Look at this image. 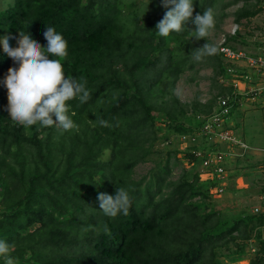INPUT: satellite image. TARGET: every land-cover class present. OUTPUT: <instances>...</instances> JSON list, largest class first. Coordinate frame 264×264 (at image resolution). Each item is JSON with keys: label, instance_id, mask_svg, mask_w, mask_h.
<instances>
[{"label": "trees", "instance_id": "1", "mask_svg": "<svg viewBox=\"0 0 264 264\" xmlns=\"http://www.w3.org/2000/svg\"><path fill=\"white\" fill-rule=\"evenodd\" d=\"M217 1L193 0V17L183 31L168 37L156 29L174 7H165L163 0H148L144 8L127 11L126 0H13L0 8V38L10 36L13 48L19 46L20 32L45 48L48 26L62 34L68 42V55L61 61L65 75L86 80L90 92L85 103L79 98L67 102V114L77 125L71 131L18 124L7 111L3 82L19 62L0 43V240L9 244L15 264H228L223 256L244 255L254 238L259 252L250 264H264V212L216 211L207 199L217 179L201 182L193 154L184 156L195 173L183 169L178 179H168L171 166L161 159L145 185V177L134 176L136 165L149 159L162 137L155 110L169 128L165 141L172 133L200 129L197 115L193 126L180 120L179 98H168L173 92L164 84L173 86L196 67L200 61L192 52L208 42L217 48L208 61L217 75L226 74L219 45L187 38L196 29L192 20L207 9L215 26L220 25L227 13L215 11ZM262 1L246 0L236 21L258 13ZM232 41L245 40L236 33L227 44L237 48ZM228 91L222 85L213 104L203 105L201 112H212L218 96ZM117 186L129 192L131 207L128 215L113 218L99 208L97 196L115 195ZM222 247L228 251L220 254ZM0 264H5L2 257Z\"/></svg>", "mask_w": 264, "mask_h": 264}, {"label": "rangeland", "instance_id": "2", "mask_svg": "<svg viewBox=\"0 0 264 264\" xmlns=\"http://www.w3.org/2000/svg\"><path fill=\"white\" fill-rule=\"evenodd\" d=\"M126 1L127 3H124L123 7L125 11L131 8L133 10L144 8V4L148 2V0ZM245 1L246 0H218L215 5V11L220 14L224 11L227 15L223 18L218 27L214 26L210 36L206 39L218 45L223 38H229V36L233 35L234 30L237 29V33H239L240 37L245 41H232L230 43L235 44L237 48L245 49L250 52L260 51L258 42H262L263 40L264 5H261V10L254 16L242 18L240 22H237L235 13L244 5ZM255 1L256 0H249L250 3H255ZM12 2L13 0H0V8H6L8 4ZM192 36V34L187 35V38ZM200 40L201 39L197 40L193 38L194 43L199 42V44H201ZM171 46L174 47L175 44L172 43ZM208 60V56H204L196 67L186 70L173 86L169 82L164 84V88H169L173 92V95L167 94L168 98L172 96L178 97L174 91L177 87L183 90V99L178 97L179 103L177 105V112H180V120H183L187 126L195 125L193 118L195 115L202 113L201 109L204 107L203 105H212V100L220 91V87L222 85L227 86L222 81V75H217L215 65ZM260 100L262 101L259 103L246 101L242 107L236 109L231 116L233 125L235 128L237 127V134L247 142L250 146L249 151L251 152L245 156L237 155L240 154L239 151L241 150L237 148L233 149L231 148L232 146L230 147L228 144H222V146L218 145L216 148L222 151L231 150L236 154L227 158V181L219 182V185L226 187L224 192L218 194L213 191L214 194H210V198L207 199L216 211L222 213H238L244 208H249V210L247 209L248 212H254L256 206L264 204V96H262ZM154 114L158 115L156 126L160 128L157 134L162 137H158V140L155 141L151 148L152 153L148 156L149 159L144 162H139L136 165L134 176L136 178L145 177V185L146 182L150 180L153 171L158 168L157 164L160 163L161 159H163L162 165L169 163L171 166V173L168 179H178L183 169L195 173L196 167L185 158L183 155L184 153L180 150L178 136L172 133L169 140H163L169 128L165 124L166 120H164L163 116L161 117L159 110H155ZM199 140H201V137ZM176 149H178L177 155L167 154L168 151L174 153ZM252 151L257 152L252 153ZM109 156L110 153L107 152L103 158L106 159L109 158ZM168 158L169 160H167ZM204 169L205 168L202 166H198L197 168L201 182L212 179V176ZM197 199L198 198L194 200ZM239 241L240 240H238V242ZM235 244L234 242H230L232 248L237 247ZM227 251V247H222L218 253L222 254ZM258 252L259 241L254 238L247 242L246 253L244 255H225L223 259L228 264H250V260L255 258Z\"/></svg>", "mask_w": 264, "mask_h": 264}, {"label": "clouds", "instance_id": "3", "mask_svg": "<svg viewBox=\"0 0 264 264\" xmlns=\"http://www.w3.org/2000/svg\"><path fill=\"white\" fill-rule=\"evenodd\" d=\"M163 4L165 7H174L157 23L158 35L168 37L173 31H183L193 17V0H163ZM192 23L196 25L192 37L197 40L208 38L215 26L211 9H207L203 15L197 14ZM44 36L48 42L46 48L23 32H20L19 46L16 48L10 46V36L0 38L4 52L19 62L18 69L9 68L3 82L7 88V111L13 121L26 128L37 124L49 127L55 125L62 131H71L77 125L67 114V102L79 98L81 103H85L90 99V92L86 88V80L65 75L61 61L68 55V42L63 35L48 26ZM216 52L217 48L208 42L203 47L195 48L192 55L196 61H201L204 56ZM49 54L58 59H49ZM174 91L183 99L181 88L177 87ZM97 119L102 126H108L106 120ZM97 200L103 213L113 218L120 214L128 215L131 207L129 192L124 187L117 186L115 195L99 193ZM9 253V244L0 240V257L5 264H15Z\"/></svg>", "mask_w": 264, "mask_h": 264}, {"label": "built area", "instance_id": "4", "mask_svg": "<svg viewBox=\"0 0 264 264\" xmlns=\"http://www.w3.org/2000/svg\"><path fill=\"white\" fill-rule=\"evenodd\" d=\"M262 2L264 5V0ZM236 33L237 29L234 30L233 35ZM262 35V42H258L260 51L257 52L234 48L227 44L226 37L218 43L227 66L226 74L222 75V81L231 92L218 96L209 114H197V120L201 123L200 129L178 135L180 150L184 154L185 152L193 154L199 160L198 166L205 168L204 170L212 176L211 178L218 179V183L211 189L212 194H214L213 191L218 194L224 192L226 187L219 185V182L227 181V158L236 155L231 150L216 149L217 146L228 144L233 149L241 150L240 154H237L240 156L251 152L247 142L237 134V127L233 125L231 116L246 101L259 103L262 101L260 98L264 96V29ZM200 137L201 140H199ZM186 159L191 162L189 158ZM258 212H264V204L254 208V213ZM262 236L264 239V226Z\"/></svg>", "mask_w": 264, "mask_h": 264}, {"label": "crops", "instance_id": "5", "mask_svg": "<svg viewBox=\"0 0 264 264\" xmlns=\"http://www.w3.org/2000/svg\"><path fill=\"white\" fill-rule=\"evenodd\" d=\"M243 262H245V261H243Z\"/></svg>", "mask_w": 264, "mask_h": 264}]
</instances>
